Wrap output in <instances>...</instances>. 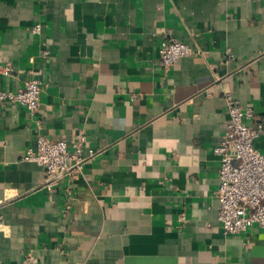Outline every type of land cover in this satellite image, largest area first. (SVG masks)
Returning a JSON list of instances; mask_svg holds the SVG:
<instances>
[{
	"label": "crops",
	"instance_id": "obj_1",
	"mask_svg": "<svg viewBox=\"0 0 264 264\" xmlns=\"http://www.w3.org/2000/svg\"><path fill=\"white\" fill-rule=\"evenodd\" d=\"M172 39L198 54L165 71ZM32 77L38 111L0 104L2 262L264 264L262 229L222 230L213 152L225 92L264 123V0H0V90ZM81 135L96 155L51 189L23 159Z\"/></svg>",
	"mask_w": 264,
	"mask_h": 264
},
{
	"label": "built area",
	"instance_id": "obj_2",
	"mask_svg": "<svg viewBox=\"0 0 264 264\" xmlns=\"http://www.w3.org/2000/svg\"><path fill=\"white\" fill-rule=\"evenodd\" d=\"M41 25L32 27L31 33H41ZM198 52L187 44L170 40L163 42L159 56L163 69L169 71L180 59L195 56ZM50 51H44L47 58ZM45 84L32 77L25 86L17 91L0 90V104L24 107L33 113L41 106V96ZM223 100L227 107L229 123L213 152L219 159V189L216 198L219 203L218 220L225 235H239L251 227L264 231V148L257 149L255 143L264 137V123L249 126L254 118V109L244 107L232 93L225 92ZM86 137L75 138L70 147L65 141L52 142L44 136H38L35 145L29 147L23 156L27 162L43 168L48 188H52L56 179L63 176H76L83 172L84 166L96 152L87 149ZM0 203V236L4 225ZM185 215L181 220L185 221ZM0 264H6L0 260ZM17 264H35L32 255Z\"/></svg>",
	"mask_w": 264,
	"mask_h": 264
}]
</instances>
